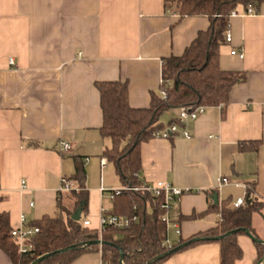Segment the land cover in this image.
<instances>
[{
  "label": "crops",
  "instance_id": "1",
  "mask_svg": "<svg viewBox=\"0 0 264 264\" xmlns=\"http://www.w3.org/2000/svg\"><path fill=\"white\" fill-rule=\"evenodd\" d=\"M208 26L207 16L179 19L163 0H0V211L11 229L22 225L21 214L25 227L55 216L59 204L72 206L58 188L61 177L77 185L75 157L86 188L100 192V213L111 211L113 199L101 187L123 184L102 156L111 141L99 131L95 83L126 81L130 106L148 107L151 91L159 92L162 59L182 54ZM229 30L219 64L245 79L233 86L228 104L207 106L188 123L189 136L151 138L140 147L141 184L166 181L188 191L171 210L180 233L165 226L167 245L215 227L220 218L211 204L232 207L243 194L242 186H218L221 176L247 184L251 199L264 201V3L254 14L231 18ZM177 111L163 114L165 126ZM62 141L71 145L66 152L59 150ZM84 220L97 229L99 218L94 226ZM251 227L264 241V205L253 212ZM238 242L244 255L237 264H257L254 242L246 234ZM219 251L217 241L203 242L160 264H219ZM0 264H13L2 250ZM70 264L104 263L100 251L88 250Z\"/></svg>",
  "mask_w": 264,
  "mask_h": 264
},
{
  "label": "trees",
  "instance_id": "2",
  "mask_svg": "<svg viewBox=\"0 0 264 264\" xmlns=\"http://www.w3.org/2000/svg\"><path fill=\"white\" fill-rule=\"evenodd\" d=\"M264 0H163L166 11L175 13L179 19L188 16H207L209 26L197 32L192 42L180 55L162 59L159 92L165 90L166 97L151 91L148 107L135 108L128 101L126 81L96 82L99 91L102 123L99 128L111 145L102 156L110 161L123 186L139 185L140 147L152 138L156 129L165 125L161 118L165 112L180 106H223L229 102L231 89L245 79L238 71L223 70L219 64L220 48L225 43L223 34L229 27L228 14L236 7L248 4L257 6ZM173 121V120H172ZM170 121L169 123H171ZM168 123V124H169ZM79 192H67L72 206L59 204L58 212L51 217L44 215L31 226L38 232L26 241L29 249L19 250L16 238L11 234L9 217L0 211V250L8 255L13 264H30L38 257L49 254L37 264H70L85 251H100L104 264H160L172 254L193 245L217 241L219 264H237L243 258V248L238 236L251 227L253 212L264 205L256 197L245 206L233 208L227 201L221 206L213 202L211 210L219 213L215 227L199 232L176 244H166V229L161 221V198L143 191L122 190L113 199L110 214L137 216V221L124 229L106 227L98 240L96 228H90L72 214L80 206L81 212L88 208L89 192L85 185V169L75 157V172L71 176ZM219 237V238H218ZM257 261L264 264V245L254 242ZM178 250L166 254L172 249ZM121 259V262H120Z\"/></svg>",
  "mask_w": 264,
  "mask_h": 264
},
{
  "label": "built area",
  "instance_id": "3",
  "mask_svg": "<svg viewBox=\"0 0 264 264\" xmlns=\"http://www.w3.org/2000/svg\"><path fill=\"white\" fill-rule=\"evenodd\" d=\"M254 13H256V7L253 5L248 4L246 7H236L230 10L228 14V20L230 21L231 18L236 16H245ZM223 38L225 42L231 41L232 36L229 27L224 31ZM230 53L232 55H237L240 58H243L244 56L243 52H236L235 50H231ZM10 62H12V60ZM161 96L164 98L166 97L165 90H161ZM205 109L206 106L203 105H199L196 107L180 106L178 108L175 119L171 123L164 126L163 128L156 129L152 134V138H171L177 135L189 136V131L187 129L188 123L190 121L195 120L198 117V115L205 112ZM70 147L71 145L69 142L62 141L60 143L59 150L61 152H66L70 149ZM228 184H234L235 186H242L244 188L243 194L237 197L232 202L233 208L242 207L251 202L252 199L250 193L248 192L249 186L247 184L233 182L227 176H221L218 178V186H223ZM58 189L60 192H70V191L79 192L80 190V188L67 177H61L60 185ZM101 190L104 191L105 189L101 187ZM122 190H130L134 192L143 191L149 193L153 197H160L162 200L160 204V208L163 210L160 215L161 221L164 222L166 228L173 227L175 228L176 234L180 233V230L178 228V222L176 220V217L173 216V214L171 213V210L177 204L180 197L186 192H188L186 189H182L166 181H157L154 184L123 186L122 188H116L114 190H110L108 193L109 198L114 199V197L118 195ZM135 221H137V216L135 215L133 216L114 215V214H110L107 211V209L101 208L99 225L97 227L98 239L102 240L101 237L102 231L108 226L120 230L129 227ZM20 222L22 225L17 228H12L11 234L16 238L19 244V250L21 252H26L29 249V246L25 242L33 235H35V233L38 232V228L31 226L24 227L23 224L25 222V217L23 214H21L20 216ZM82 224L84 226H88L89 221L84 220ZM100 246L101 244H99V247Z\"/></svg>",
  "mask_w": 264,
  "mask_h": 264
},
{
  "label": "rangeland",
  "instance_id": "4",
  "mask_svg": "<svg viewBox=\"0 0 264 264\" xmlns=\"http://www.w3.org/2000/svg\"><path fill=\"white\" fill-rule=\"evenodd\" d=\"M106 174V173H105ZM94 181H99V175L98 171L96 173H93L92 176ZM89 189V204H88V211L83 212L81 215V220L83 219H89L91 221L92 226H94L97 223V219L100 215V192L97 189ZM116 188H108L106 187L105 190L107 191V194L110 190H114Z\"/></svg>",
  "mask_w": 264,
  "mask_h": 264
},
{
  "label": "water",
  "instance_id": "5",
  "mask_svg": "<svg viewBox=\"0 0 264 264\" xmlns=\"http://www.w3.org/2000/svg\"><path fill=\"white\" fill-rule=\"evenodd\" d=\"M215 201H217L216 196H214ZM80 214H81V207L79 206L76 211L72 214V219L74 220H79L80 219ZM245 234L253 241V242H258L264 245V241L259 239L257 236L253 235L249 230L245 229L244 230ZM219 238V237H218ZM93 243L95 244H102V240H96ZM182 246H178L174 249H172L171 251H169L166 254H170L176 250H178L179 248H181ZM49 254H44L40 257H38L37 259H35L33 262H31L30 264H37L38 262H40L41 260H43L45 257H47ZM262 259L258 261L257 264L261 263ZM121 262V259H120Z\"/></svg>",
  "mask_w": 264,
  "mask_h": 264
}]
</instances>
